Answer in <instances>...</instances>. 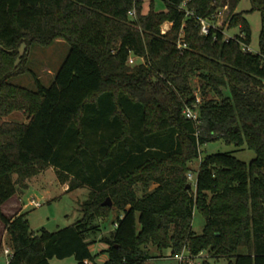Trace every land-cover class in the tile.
Segmentation results:
<instances>
[{"label": "trees", "instance_id": "16d2710c", "mask_svg": "<svg viewBox=\"0 0 264 264\" xmlns=\"http://www.w3.org/2000/svg\"><path fill=\"white\" fill-rule=\"evenodd\" d=\"M251 1L262 15L258 52L247 49L252 29L244 11L228 16V26L240 28L235 36L212 22L201 32L220 0H165V11L151 1L147 13L143 0H0V221L13 248L7 264L70 256L98 264L91 244L114 211L113 228L99 239L107 244L103 264H145L150 245L172 257L184 248L231 257L246 246L228 264H264V0ZM165 22L171 26L162 32ZM57 38L70 50L46 86L28 57L34 45ZM130 55L144 60L130 64ZM25 72L36 90L10 82ZM188 107L197 120L185 115ZM14 111L28 121L2 120ZM220 139L257 156L205 155L194 190L189 163ZM49 166L68 190L90 192L75 223L35 233L25 212L8 216L1 206L18 183ZM195 210L206 219L200 234L192 228Z\"/></svg>", "mask_w": 264, "mask_h": 264}, {"label": "rangeland", "instance_id": "374dc122", "mask_svg": "<svg viewBox=\"0 0 264 264\" xmlns=\"http://www.w3.org/2000/svg\"><path fill=\"white\" fill-rule=\"evenodd\" d=\"M143 12L147 13L151 8V1H153V8L156 11H165L167 5L165 0H143ZM220 6L217 11L216 19L207 21V25L212 22L215 27L225 31L226 37L235 36L240 33V28L229 27L227 20L231 10L235 12H245V16L248 19L252 29V40L249 48L253 52L259 51V37L262 28V15L258 9L252 10L253 4L251 0H220ZM171 26L170 22H165L162 26V30H168ZM23 46L21 47V53H23ZM70 50V43L63 38H57L49 45H34L28 57V66L35 73L41 82L49 86L55 79V75L61 66L64 58ZM141 60L135 59V63ZM19 62V61H17ZM129 62V61H128ZM130 63V62H129ZM130 63V64H135ZM10 82L15 85H20L28 89L36 90L37 85L34 76L30 72H25L20 75H16L10 79ZM194 86L199 85L198 78L194 79ZM199 96L201 92L196 88ZM209 97L214 96L211 93ZM2 120L8 121H28L27 115L22 111H14L11 114L2 118ZM215 152H230L238 159L250 162L257 156L255 150L249 148L246 144L238 146L236 144H229L224 140H216L208 142L201 147V154L198 159L189 163L190 172L192 177L189 179L193 189L195 190L197 184L198 171L200 167L201 158L207 154ZM17 174L14 175V179L17 180ZM25 184H27L25 186ZM69 183H63L58 177L53 166H49L40 173L34 175L25 180L23 183L17 184V194L13 201H9L6 204L5 211L12 215L18 213L20 207L21 212H25L29 219L30 228L35 233L40 232L42 228L47 229L50 232L57 231L66 226L72 225L78 219L82 217V203L88 198L90 188L88 186H82L73 190H68ZM18 199L16 202L15 200ZM41 203L40 206H35L31 203L32 200ZM117 216V211L113 214L101 220L103 230L101 234L97 236L98 241L91 244V250L96 255V262L103 264L108 258L107 244L99 241L100 237L109 233L113 228V220ZM206 219L204 215L195 210L192 228L200 234L203 232ZM6 248H12L10 236L6 231L3 223L0 221V264H7L9 255L5 252ZM151 258H149L145 264H199L203 260H209L212 264H228L229 260H235L237 254L248 253V247L242 246L233 256H213L206 251L199 254H191L187 248H184L183 252L175 257L170 255V250H159L156 246H149ZM77 260L75 257L70 256L66 258H52L51 264H75Z\"/></svg>", "mask_w": 264, "mask_h": 264}, {"label": "built area", "instance_id": "2783aa9c", "mask_svg": "<svg viewBox=\"0 0 264 264\" xmlns=\"http://www.w3.org/2000/svg\"><path fill=\"white\" fill-rule=\"evenodd\" d=\"M130 14H131L132 16H134V15H135V10H131V11H130ZM201 25H202V27H201V32H202V33H207L208 30H209V28H208V25H207V23H206V21H205L204 19L201 20ZM166 31H167V30H162V32H166ZM182 46H186V44H184L183 41L180 39V41H179V47H182ZM247 49L250 50L249 46L247 47ZM136 58H137L136 56L130 55L128 61H129L130 63H135V59H136ZM137 59H139V60H141V61L144 60L143 58H137ZM196 97H197L196 102H197V103L201 102V99H202V98H201V96H199L198 91L196 92ZM184 113H185V115H186L188 118L195 119V120H197V118H198V113H197V111H196L195 109L191 108V107L186 108V109L184 110ZM189 177H190V178L192 177V173H189ZM31 203L34 204L35 206H40V205H41L40 202L35 201L34 199L31 201ZM114 225L117 226V223H115ZM5 252L10 256V255H12L13 250H11L10 248H6V249H5Z\"/></svg>", "mask_w": 264, "mask_h": 264}, {"label": "crops", "instance_id": "0c3cea01", "mask_svg": "<svg viewBox=\"0 0 264 264\" xmlns=\"http://www.w3.org/2000/svg\"><path fill=\"white\" fill-rule=\"evenodd\" d=\"M16 194H17V192H16L14 195H12L8 200H6V201L2 204V206H1L2 211H3L6 215L9 214V213H7V212L5 211V209H6V204L9 203V201H13V200H11V199H13L14 197H16V196H15ZM17 200H18V199H16L15 202H16ZM21 209H22V208L20 207L18 213L21 212ZM15 214H16V213H15ZM15 214L8 215V216H13V215H15Z\"/></svg>", "mask_w": 264, "mask_h": 264}, {"label": "water", "instance_id": "95a60500", "mask_svg": "<svg viewBox=\"0 0 264 264\" xmlns=\"http://www.w3.org/2000/svg\"><path fill=\"white\" fill-rule=\"evenodd\" d=\"M188 186H189V184H188ZM105 203H108V204H112V201L110 200V198H108V201L107 202H105Z\"/></svg>", "mask_w": 264, "mask_h": 264}]
</instances>
